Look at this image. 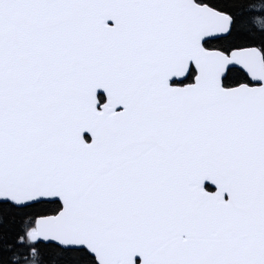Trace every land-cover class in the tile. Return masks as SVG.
Listing matches in <instances>:
<instances>
[{"label":"water","instance_id":"1","mask_svg":"<svg viewBox=\"0 0 264 264\" xmlns=\"http://www.w3.org/2000/svg\"><path fill=\"white\" fill-rule=\"evenodd\" d=\"M233 24L195 0H0V203L61 205L34 243L264 264V55L205 47Z\"/></svg>","mask_w":264,"mask_h":264},{"label":"trees","instance_id":"2","mask_svg":"<svg viewBox=\"0 0 264 264\" xmlns=\"http://www.w3.org/2000/svg\"><path fill=\"white\" fill-rule=\"evenodd\" d=\"M196 1L226 13L234 20L231 34L207 42V49L230 53L256 47L264 55V0ZM194 75L192 72L190 82ZM242 84H249L246 75L238 69L230 70L224 86L233 88ZM100 100L104 102L102 97ZM60 210L61 205L57 202H43L25 208L0 203V264H97L85 250H63L31 240L36 219L56 215Z\"/></svg>","mask_w":264,"mask_h":264},{"label":"flooded vegetation","instance_id":"3","mask_svg":"<svg viewBox=\"0 0 264 264\" xmlns=\"http://www.w3.org/2000/svg\"><path fill=\"white\" fill-rule=\"evenodd\" d=\"M196 1V0H195ZM196 3H197V1H196ZM192 72H194L193 70H192ZM192 72H191V75H190V77L185 81V82H182V83H175L174 85H177V86H185V85H188V84H191V83H193V81L192 82H190V78H191V76H192ZM195 73V72H194ZM195 76V75H194ZM194 78V77H193ZM102 97V96H101ZM101 97L99 98V99H101ZM103 98V97H102ZM104 99V98H103ZM101 101V100H100ZM104 101H105V99H104ZM101 103H103V102H101ZM208 190L210 189L209 187L207 188ZM209 191H212L211 189L209 190Z\"/></svg>","mask_w":264,"mask_h":264}]
</instances>
